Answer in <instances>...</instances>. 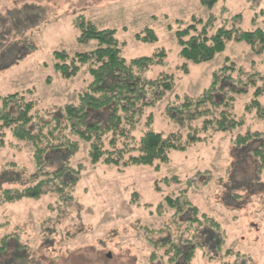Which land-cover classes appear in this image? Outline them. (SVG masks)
<instances>
[{
	"label": "rangeland",
	"instance_id": "obj_1",
	"mask_svg": "<svg viewBox=\"0 0 264 264\" xmlns=\"http://www.w3.org/2000/svg\"><path fill=\"white\" fill-rule=\"evenodd\" d=\"M79 16L115 32L126 64L162 59L141 73L142 80L173 77L174 87L162 99L151 105V96L143 98L133 135L183 129L167 106L200 95L217 73L216 93L232 103L229 110L244 124L170 152L167 163L123 169L90 164L87 145L79 143L69 165L80 163L83 170L64 194L71 200L50 193L0 203V264H161L163 248L156 241L185 227V219L172 218L177 207H169L168 196H179L182 206L187 200L200 221L206 214L219 225L210 232L213 241L205 224L186 223L189 232L197 230L195 242L201 245L191 264H264V169L253 156L261 142L240 149L233 144L238 134H264V48L253 51L246 42L231 40L211 60L193 64L179 57L175 38L194 18H211L214 26L232 30L264 31V0H216L211 5L207 0H0V96L24 94L46 118L76 102L91 82L87 66L66 79L56 68L62 59L55 53L71 59L96 44L77 43L80 29L74 21ZM222 67L226 70L219 73ZM253 100L262 114L255 106L246 108ZM107 113H90L89 121H104ZM9 136L6 141L13 145L0 147V192L27 186L35 172L30 144ZM62 161L50 156L44 170L57 169ZM183 216L187 220L191 211L184 210Z\"/></svg>",
	"mask_w": 264,
	"mask_h": 264
},
{
	"label": "trees",
	"instance_id": "obj_2",
	"mask_svg": "<svg viewBox=\"0 0 264 264\" xmlns=\"http://www.w3.org/2000/svg\"><path fill=\"white\" fill-rule=\"evenodd\" d=\"M205 1L202 0V3ZM207 1L211 5L216 0ZM74 26L80 29L78 44L96 42L91 50L76 53L71 59L63 52L55 53L62 59L61 63L56 64V68L66 79L75 77L82 66H87L91 82L85 91L77 95L76 102L64 104L60 113H49L46 118L38 110L34 111L35 101L26 98L24 94L0 96V147L5 144L13 145L12 142L6 141L7 133L18 142H27L32 147L35 167L27 186L0 192V203H11L24 197L38 199L50 193L60 194L61 201L71 200V196L64 194L72 191L71 188L77 183L83 170L80 163L69 165L71 158L78 152L79 143L87 145L90 164L101 162L123 169L129 166L167 163L170 152L186 150L197 141L212 138L217 132L232 131L244 124L242 118H236L229 110L232 103L216 93L219 83L217 73L214 74L209 87L200 95L185 96L174 106H167L168 115L183 125V129L168 134L148 130L139 136L133 135L143 98L151 96L152 102L148 103L151 105L162 99L166 91L173 89V77L163 75L154 80H142L141 73L161 63L162 59L141 58L126 64L120 55L119 42L113 30L98 29L82 16L75 19ZM175 38L179 45V57L193 64L211 60L224 50L227 42L231 40L246 42L253 51L257 47L264 48V31L261 29H227L223 25L214 26L211 18L206 21L192 19L185 29L175 32ZM225 70L226 67H222L218 72ZM156 92L157 97L154 95ZM230 100L233 102L232 98ZM253 106L257 107L258 114H262L255 100L246 108ZM106 110L108 113L104 121H89L90 113L98 114ZM254 141L261 142L259 148L254 150L253 156L259 157L260 165L264 169L263 133L238 134L233 144L240 149ZM50 156L62 158L63 164L57 169L46 171L45 165ZM179 199V196L165 198L170 208L177 207L172 218L185 219L182 223L185 227L175 236L165 234V240L160 238L161 240L156 241V246L163 248L161 264L163 261L167 264H191L194 250L201 248V245L195 242L197 230L189 232L190 229L186 228L187 222L191 227L195 224H205L206 230H209L206 232L207 237L213 241L216 237L210 235V232H217L219 229L218 223L206 214H201L203 221H200L197 209L187 200L183 202L184 206L179 205ZM184 210L186 213L191 211L187 220L188 214L183 216ZM163 229L158 231L159 237L162 238ZM187 234L192 236L188 238ZM216 245L217 248L220 246L219 238ZM155 257L154 253L151 254V260Z\"/></svg>",
	"mask_w": 264,
	"mask_h": 264
},
{
	"label": "water",
	"instance_id": "obj_3",
	"mask_svg": "<svg viewBox=\"0 0 264 264\" xmlns=\"http://www.w3.org/2000/svg\"><path fill=\"white\" fill-rule=\"evenodd\" d=\"M110 255L108 254V257H109Z\"/></svg>",
	"mask_w": 264,
	"mask_h": 264
}]
</instances>
